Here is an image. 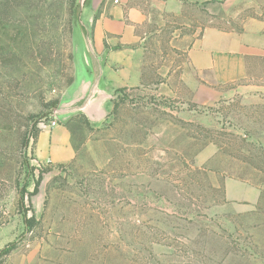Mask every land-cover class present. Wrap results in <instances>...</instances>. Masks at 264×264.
<instances>
[{
  "label": "rangeland",
  "instance_id": "obj_1",
  "mask_svg": "<svg viewBox=\"0 0 264 264\" xmlns=\"http://www.w3.org/2000/svg\"><path fill=\"white\" fill-rule=\"evenodd\" d=\"M79 2L0 0V264H264V58L244 78L199 80L188 42H170L199 27L224 34L219 50L257 43L264 0L170 19L98 123L71 115L74 157L41 163L36 132L61 123L53 103L89 71Z\"/></svg>",
  "mask_w": 264,
  "mask_h": 264
},
{
  "label": "crops",
  "instance_id": "obj_2",
  "mask_svg": "<svg viewBox=\"0 0 264 264\" xmlns=\"http://www.w3.org/2000/svg\"><path fill=\"white\" fill-rule=\"evenodd\" d=\"M205 1L85 0L84 4L89 3L86 27L94 52L101 58L100 89L104 93L95 94L89 108L83 110L89 121L98 123L104 117V104L113 98V89L140 80L148 43L163 39L170 19L183 15L191 4L199 6ZM188 32L176 36L173 31L170 42H188L187 64L196 79H205L208 74L218 82L244 78L248 58H264V36L254 44L243 37L227 38L224 50H219L224 37L221 31L198 27ZM70 117L65 122L40 128L34 142V154L39 162L59 164L74 157L76 126Z\"/></svg>",
  "mask_w": 264,
  "mask_h": 264
},
{
  "label": "water",
  "instance_id": "obj_3",
  "mask_svg": "<svg viewBox=\"0 0 264 264\" xmlns=\"http://www.w3.org/2000/svg\"><path fill=\"white\" fill-rule=\"evenodd\" d=\"M85 0H80L76 12V23L78 24V32L82 41L83 50L87 57L86 63L89 71H84V77L76 78L75 90L69 99L61 101L54 108V116L61 122L66 121V118L72 114L78 113L89 108L90 101L95 94H104L100 89L101 77V58L96 55L91 44L89 31L86 24L80 19V13ZM90 72V73H89Z\"/></svg>",
  "mask_w": 264,
  "mask_h": 264
},
{
  "label": "trees",
  "instance_id": "obj_4",
  "mask_svg": "<svg viewBox=\"0 0 264 264\" xmlns=\"http://www.w3.org/2000/svg\"><path fill=\"white\" fill-rule=\"evenodd\" d=\"M53 106H54V108L56 107V102L53 103ZM37 133H38V132H36V136H37Z\"/></svg>",
  "mask_w": 264,
  "mask_h": 264
},
{
  "label": "built area",
  "instance_id": "obj_5",
  "mask_svg": "<svg viewBox=\"0 0 264 264\" xmlns=\"http://www.w3.org/2000/svg\"><path fill=\"white\" fill-rule=\"evenodd\" d=\"M54 124H56L55 122H52L50 125H54Z\"/></svg>",
  "mask_w": 264,
  "mask_h": 264
}]
</instances>
